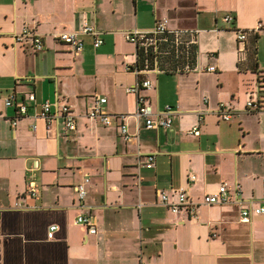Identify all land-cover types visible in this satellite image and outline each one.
<instances>
[{"label":"crops","instance_id":"obj_1","mask_svg":"<svg viewBox=\"0 0 264 264\" xmlns=\"http://www.w3.org/2000/svg\"><path fill=\"white\" fill-rule=\"evenodd\" d=\"M162 18L169 30L195 31L198 64L216 71L139 73L126 32ZM85 22L100 30V47L84 36L85 49L75 53L57 39ZM24 27L43 36L42 49L16 42ZM147 78L153 85L140 94L155 112L173 106L171 128H148L135 115L138 94L126 87ZM263 85L264 0H0V95L16 101L7 107L0 98V264H264V212L250 222L235 202L174 212L159 195L173 200L185 186L201 201L226 183L231 197L239 186L244 204L264 206V109L248 106ZM98 95L108 98L110 125L87 116ZM46 100L52 111L71 105L77 130L60 119L48 132L36 117ZM23 102L29 113L13 125ZM221 103L231 107L230 120ZM120 114L136 139L122 137ZM199 120L200 134L190 133ZM151 153L149 168L140 162ZM80 214L92 217L97 233L76 222Z\"/></svg>","mask_w":264,"mask_h":264},{"label":"built area","instance_id":"obj_2","mask_svg":"<svg viewBox=\"0 0 264 264\" xmlns=\"http://www.w3.org/2000/svg\"><path fill=\"white\" fill-rule=\"evenodd\" d=\"M233 18L232 14H226L224 16V20L230 22ZM263 28V24L260 22L251 30H240L237 34L238 39L246 40L247 36L250 32H256L259 29ZM167 31H188L190 32L197 41V34L195 31L191 30H169L168 29V19L162 18L156 21L155 27L150 30H143V29H131L126 32V38L129 42L136 44V46L140 44L150 43L153 42L154 38L157 35L163 34ZM84 36H91L92 43L95 48L100 47L104 43V39L100 35V30L94 23L85 22L78 31H63L60 32L56 37L58 40L69 44L72 50L75 53H80L85 49V39ZM15 40L17 43H21L27 49L31 51H38L44 47L43 36L39 34L35 29L31 27H24L21 32L15 35ZM135 69L139 72L140 71L136 67ZM157 71L158 68H155ZM216 66H204L200 65L197 62V65L192 68L188 69V71L198 70V71H216ZM154 70V69H153ZM149 71V70H146ZM160 71V70H159ZM187 71V72H188ZM153 85L150 79H143L139 80L136 84L130 85L126 87L127 92H136L138 94V106L135 112L137 117L145 118V125L148 128H159V127H166L171 128L173 125V112L174 108L171 105H166L163 110L154 111L151 104L148 101V98L142 94H140L141 87L151 88ZM4 99V103L7 107L16 105L15 95L10 94L6 96H1L0 98ZM28 99L35 104L36 96L33 92L29 93ZM108 101L106 96H97L95 104L90 108L87 112V116L90 118H99L104 124L110 125L113 122L114 116L104 111V104ZM249 107H255L256 101L250 100L248 102ZM219 112L223 119L230 120L233 116L231 107L228 106L226 103H221L219 105ZM29 113V105L26 102L20 103L17 105V115L13 118V125L18 122V119L26 116ZM121 117V130H122V137L126 141H131L136 139L134 135L130 134L128 131V125L124 121L125 114L117 115ZM37 118H42L46 122V129L48 132L54 130L59 122L60 119H63L64 126L66 130L75 131L78 128V115L74 112L73 108L69 104H63L61 109L57 108L56 110L52 111V103L48 100L41 103V111L36 114ZM200 120L203 118V114L199 115ZM200 120L196 123L191 129L190 133L193 134H200ZM33 129L37 128V124H32ZM142 165H145L149 168H152L156 165V154L151 153L146 155V159L140 162ZM197 175L192 173L189 175V182L196 181ZM189 184V183H188ZM77 191L81 198H84L85 189L84 187L78 186ZM29 193L33 196L37 193V185L34 180L29 182ZM241 190L239 186L236 188L235 196L231 197L228 189L227 184L224 183L219 187L218 192L216 193H208L206 194L201 201H194L190 198L188 194V187L181 186L175 193V199H171L169 194L166 191L159 192L161 200L163 203L167 204L174 212L179 211H188L190 214L195 215L198 205L200 203L206 204H226L235 202L241 205V220L243 222H250L252 215L254 213H263L264 206L254 207L251 205L244 204L242 200L239 199V194ZM76 222L79 224H83L87 226L88 233H97L98 227L95 221L92 219L91 216H85L83 214L78 215L76 218ZM58 228L57 224H52L49 228L48 237L53 238L54 232Z\"/></svg>","mask_w":264,"mask_h":264},{"label":"trees","instance_id":"obj_3","mask_svg":"<svg viewBox=\"0 0 264 264\" xmlns=\"http://www.w3.org/2000/svg\"><path fill=\"white\" fill-rule=\"evenodd\" d=\"M198 44L188 31H167L157 35L153 42L137 46L136 68L140 71L158 68L167 73H183L198 62ZM264 109V85L254 107Z\"/></svg>","mask_w":264,"mask_h":264},{"label":"rangeland","instance_id":"obj_4","mask_svg":"<svg viewBox=\"0 0 264 264\" xmlns=\"http://www.w3.org/2000/svg\"><path fill=\"white\" fill-rule=\"evenodd\" d=\"M131 44H133V45H134V43H131Z\"/></svg>","mask_w":264,"mask_h":264}]
</instances>
